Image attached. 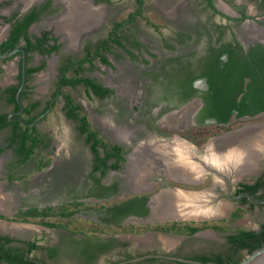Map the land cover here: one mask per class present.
Wrapping results in <instances>:
<instances>
[{"label":"flooded vegetation","instance_id":"af4514ba","mask_svg":"<svg viewBox=\"0 0 264 264\" xmlns=\"http://www.w3.org/2000/svg\"><path fill=\"white\" fill-rule=\"evenodd\" d=\"M122 1L34 0L31 7L4 11L3 6H0V24L5 27L0 32L1 38H4L1 43L8 38L13 25L34 11L39 14L38 20L27 30L32 41L35 42L34 37L41 38L46 33L48 40L45 46H58L57 50L46 55L32 52L31 60L28 52L26 56L27 67L44 64L43 69L56 73L52 82L48 79L49 89H44L48 92L47 99L40 101L36 98L35 92L39 90L32 85L35 75L43 69L27 76V92L24 101L21 100L23 114H16L20 107L15 109L0 95L10 106L8 119L22 125L17 118L24 121L26 106L38 103L32 115L35 119L30 123L32 125H28V128L35 127L37 145L28 158L24 160L23 155L15 152L17 143L11 146L10 128L0 131V156L7 151L6 156L0 159V188H22L23 191L32 192V202L31 197H24L20 200L24 204L22 206L15 202L7 203L4 194H0V204L5 205V209L10 212L8 215L1 213L0 220L33 223L31 220L18 222L14 219L31 209L58 208L78 203L80 208L74 216L86 228L91 225L96 228L91 234H71L63 229H55L62 231V238L56 242L46 235L23 238V234L0 225V237L9 238L12 241L7 246L19 248L23 252L27 251L28 242H35L37 248L25 256L30 264H175L178 262L176 258L191 260L198 256H230L236 260L246 250L235 248L227 237L236 235L238 230L259 232L264 227V220L260 219L264 215V203H252L246 196L254 201H264V158L250 177L238 178L226 171H219L220 176L203 169L201 163L208 165V162L201 147L210 138L225 132L212 134L216 128H226L228 131L247 123L264 121V109L259 110L260 106H264V0H151V10L160 23L150 20L146 15V0H129L133 9L120 17L123 6L119 9L114 6ZM25 10L28 11L24 14ZM138 22L143 29L148 27L153 37L141 31ZM247 22L250 23L248 32ZM34 25L39 26L38 31L33 29ZM258 29L261 33L257 32L256 36L250 34ZM24 44L21 38L18 47H24ZM228 50L233 53L235 64L225 70V64H229ZM22 56V53L14 55L0 63L7 64L16 58V80L11 85L16 86L18 83ZM77 64L83 68V77L107 88L109 92L100 96L82 84L76 87L62 86V70ZM209 66L225 76L239 66L249 72L242 77L236 89L238 93L231 94L234 97L232 103L238 109L228 106V102L224 104L225 109L231 111L227 123H218L215 118L208 116L211 101L209 86L207 90L195 86L197 80L207 81L201 67L207 72ZM1 69L2 74L4 71L8 74L12 66L8 64ZM65 76H73L72 68ZM250 83L252 90L247 88ZM78 88L88 108L83 109V105L74 102L80 106L82 115L88 112L85 117L92 129L98 132L97 139L104 144L105 149L97 147V158H104L105 151L110 152L105 164L97 169L94 166L98 162L90 143L79 132L78 123L65 115L63 95L68 93L66 89ZM106 104L107 108L111 107L109 110H105L103 105ZM92 106L96 109L91 110ZM56 107H60L64 118L76 126L87 147L89 159L86 167L77 155H73L74 152L67 161L55 156L57 146L55 138L48 133L47 122ZM44 108L46 111L38 115ZM239 109L259 111L251 117H237ZM106 113L109 114L108 118L104 117ZM10 115L13 119H10ZM209 120L215 122L207 123ZM42 123L46 125L44 128L40 127ZM103 126L116 130L117 134L119 130H124L128 136H112ZM205 135L209 137L198 146L197 139ZM160 137L168 138L169 141H160ZM179 155L183 156L182 162L178 159ZM62 160L65 164H61ZM29 163V168L25 170ZM82 167V171L86 172V175L82 173L84 177L81 171H77ZM193 170L204 178L197 184L191 178ZM42 171L46 174L52 172V178L39 180L37 176ZM58 171L67 175L66 179L57 182L54 176ZM73 175L79 180H75ZM258 182H262V186L252 195L246 186H254ZM198 192H209L205 203L212 211L222 207L227 209L231 205L230 215L213 220H195L180 215L176 207L180 204L181 195L178 194L186 196ZM35 195H38V199H34ZM14 205L18 207L13 212ZM155 206L160 210L157 211ZM164 209L167 213L163 212ZM236 210H241L244 215L258 217V225L252 228L231 227L229 219ZM148 219L151 224H144V220ZM222 222H227L223 232L212 228L194 234L153 229L140 233L106 231L117 226L143 227L174 223L188 226L203 223L219 225ZM206 231L208 233L204 234V238L197 237ZM146 232L156 234V242L135 245L121 238V235H142ZM218 234L221 237L218 238ZM213 236L221 238L224 243H217V238ZM205 239L210 242L206 243ZM51 249L56 252L54 256L50 255ZM0 264L12 263L1 261Z\"/></svg>","mask_w":264,"mask_h":264},{"label":"trees","instance_id":"16d2710c","mask_svg":"<svg viewBox=\"0 0 264 264\" xmlns=\"http://www.w3.org/2000/svg\"><path fill=\"white\" fill-rule=\"evenodd\" d=\"M39 14L37 12H32L26 15L21 21H18L17 24L13 25L12 30L8 38L0 44V55L6 54L19 46L20 39L24 41V47L27 49L28 57L31 60L30 55L32 52H39L41 54H50L51 52L57 50V45H52L46 47L45 44L48 40L47 34H43L41 38L34 37L35 42L32 41V37H30L27 33L28 28L30 25L38 20ZM229 54V64H225V70L231 64L233 65V53L228 50ZM21 55V52L15 54ZM14 57V56H12ZM10 57L9 59H11ZM106 61L105 59H103ZM1 63V61H0ZM235 64V63H234ZM44 68V64L37 67H27V76L29 77L32 73L40 71ZM69 68H72L73 76L66 77L65 75L69 71ZM83 68L80 64L73 65V67H68L67 69L62 70V74H64V78L62 79L61 85L62 86H69V87H76L80 84L84 85L87 89H92L97 95L103 96L104 93H108L109 90L107 88L102 87L100 84H97L93 80L85 78L81 75ZM2 69L0 67V76L2 75ZM201 72L207 78V83L209 86V95L210 96V103H209V114L208 116L215 118L218 123H227L229 121L231 111L230 109H225L224 104H228L231 108L238 109L237 106L233 105L232 101L234 97H231V94L237 92L236 89L240 85L243 80V76L249 74L247 70H243V68L235 67L234 70H230L229 73L225 76L223 73L217 71V73L212 69V66L208 67L207 72L204 68L201 67ZM18 83L15 85H11L3 90H1L0 95L5 97L8 104H11L15 107V109H19V105L16 101V93L19 86L22 83V60L19 63V74L17 76ZM253 80H251L252 82ZM252 83L248 85V89L252 90ZM33 89V88H32ZM249 90V91H250ZM27 92V87L25 90L21 92V100L24 101L25 95ZM238 93V92H237ZM65 100L64 110L65 115L67 118L74 120L78 123L79 132L86 137V141L90 143L91 150L96 155V161L98 165L94 166L97 169L100 165H104L106 160L109 158L110 152H106V156L104 158H97L98 148H104V144H102L100 139H97L98 132L90 126V123L85 117L86 115H82L80 111V106L75 104L73 98L69 93H65L63 95ZM264 103V102H263ZM38 103H30L25 108V116L24 122L26 124H30L35 119L33 112L37 107ZM229 107V108H230ZM47 108V107H46ZM46 108L43 109L38 115L43 114L46 111ZM264 106H260L259 110H263ZM258 110V111H259ZM258 111H247L246 109L242 110L239 109V113L237 117L241 115H255ZM30 116V117H29ZM32 116V117H31ZM10 128L12 130V135L10 136L11 146L17 143L18 147L15 149V152L18 154L23 155V159L25 160L28 158L34 148L37 145V135L35 132V127L28 128L26 125H22L19 122H11L8 119V112L0 114V131ZM220 131H226V128H216L212 132V134H219ZM209 135H205L203 138L197 139L198 146L202 145ZM97 164V163H96ZM262 186V182L256 183L254 186H246L247 190L254 195L257 191V188ZM247 202V199H244ZM80 208V204L72 203L68 204L67 206L58 207V208H47L42 210L31 209L26 213H20L18 216L15 217V221L18 222H27L31 220L34 224H38L48 228L54 229H63L69 231L71 234H78V233H87L91 234L93 231H96L94 225L87 228L82 224V222L74 216V214L78 213ZM242 214L241 210H236L229 219V222L234 221L237 217ZM228 222V223H229ZM225 223L222 222L218 225V223H203L199 225L188 226L187 225H179L178 223L169 224V225H158V226H117L116 228H108V230L112 231L113 229L118 231L124 232H134L140 233L147 229L153 230H160L163 232H180V233H189L194 234L199 230L205 228H212L216 231H225ZM107 230V229H106ZM236 235H229L227 240L230 244L234 245L237 249H245L248 256L249 254L253 253L260 247L264 246V227H261L259 232L253 231H246V230H238ZM12 240L9 238L0 237V262L6 261L12 264H30L29 261L25 260V256L28 252L37 248L35 242H28L27 243V251L23 252L20 251L19 248L7 246ZM56 254L54 249L50 250V255L54 256ZM245 257H240L234 260L232 257L227 256H198L191 260L198 261L200 263H209L213 262L216 264H237L241 262ZM175 264H188L184 262H176ZM190 264V263H189Z\"/></svg>","mask_w":264,"mask_h":264},{"label":"rangeland","instance_id":"374dc122","mask_svg":"<svg viewBox=\"0 0 264 264\" xmlns=\"http://www.w3.org/2000/svg\"><path fill=\"white\" fill-rule=\"evenodd\" d=\"M147 2V12H146V15L148 16V18L154 22H157V23H160V21L158 20V17H156L154 15V13L152 12L151 10V4H152V1L151 0H146ZM25 2L23 0H0V6H3L2 7V11L6 10V9H17V10H21V9H24V8H27V7H31L32 6V3H30L29 5H27L26 7L24 6ZM123 6V7H121ZM114 7H117L118 9L121 7L123 9H121V12H122V16L120 17H123L125 16L131 9H133V5L129 2V0H124L122 1L121 3L119 4H116ZM159 21V22H158ZM38 25V24H37ZM37 25H34L33 26V29L35 31H38V28L39 26ZM142 24L140 22H138L137 26H139V28L141 29V31H145L146 35H149V37H153V32L148 28L146 27L145 29H143L142 27H140ZM5 29L4 25L3 24H0V32H2L3 30ZM33 29L31 28L30 31L32 32ZM107 30V29H106ZM105 30V31H106ZM104 33V30L102 31ZM101 34L102 36L104 34ZM1 34V33H0ZM1 38V36H0ZM16 58L15 60L12 59V60H9L6 63H2L0 65L1 68L3 67H6L8 64L12 66V69L9 71L10 73H4L2 74V76L0 77V88L2 87H6L7 85H11V84H14L15 83V73H16ZM14 63V64H13ZM125 63V62H123ZM57 64V63H56ZM56 66V65H55ZM107 70V69H106ZM108 72V70H107ZM108 76V74H107ZM50 78V82L53 81V79L56 78V73H53L51 71H48L46 68L43 69V71H41L38 75H35L34 79L32 80V85L33 87H37L39 92L36 91L35 94L37 95L36 98H39L40 101H43L45 99H47V95H48V92L44 91V89H47V87L49 86V81L48 79ZM45 86V88H44ZM49 89V87H48ZM49 91V90H48ZM66 91L71 94V96L73 97L74 101L77 103V104H80V105H83V109H85V107H87V105L83 102V96H82V91L80 88L76 89V90H70V89H66ZM98 106V105H97ZM105 106V110H109L111 107L107 108V104L106 105H103ZM101 107H102V103H101ZM88 108V107H87ZM91 110H95V106L93 107H90ZM10 110V106L7 105L3 98L0 97V112H9ZM108 112V111H107ZM109 113V112H108ZM106 113V115L104 114V117L105 118H108L109 117V114ZM86 115H88V112H85ZM46 125L45 124H41L40 127H45ZM47 126L49 127L48 129V133L51 134V137L52 138H55L54 142L57 146V150L55 151V156L56 157H59L61 156L62 159H64L65 161H67V158H70L72 152L73 155H77L79 157V160L83 161V165H85V167L87 166L88 164V159H89V155H88V149L87 147L85 146V144L83 143V141L81 140L78 132H77V128L74 124H72L70 121H68L67 119L64 118V115L62 113V110L60 107H56L54 112L48 117V122H47ZM3 136V134H1V137ZM64 147V148H63ZM65 147L67 149H65ZM6 153L7 151H4V154L0 156V159H3L5 156H6ZM64 160H62V163L61 164H65ZM79 161V163H80ZM30 166V163L27 164L25 166V170H27ZM64 168L66 167V165L63 166ZM83 170V167L79 170H77L78 172L81 171V175L82 173L84 175H86V172L85 171H82ZM52 171V170H51ZM54 172V170H53ZM52 173V172H51ZM49 173V174H46L45 171H42L41 173L38 174V178L39 180L43 179V181L45 179H50L52 178V174ZM79 175L80 178H82V176L84 177V175ZM60 176V177H59ZM67 176V175H66ZM66 176L58 171L57 174H55L54 177H56V180L57 182H59V180H64V178L66 179ZM74 176V179L75 180H79V177H77L76 175H73ZM0 178H2V176H0ZM62 182V181H61ZM18 182H14L13 184H17ZM46 189V188H44ZM53 189H56V188H53ZM0 194L3 195L6 197V199L8 200L7 203H13L15 202V204L17 205H24L23 202H21L20 200H22V198L24 197H31L30 198V201L32 202V192H26L25 190L23 191L22 188H0ZM36 197H34V199H38V195H35ZM208 198V197H207ZM21 205V206H22ZM227 205V204H225ZM13 206V205H12ZM14 210L13 212L17 209L18 206H15L14 205ZM11 210V212H12ZM226 210V209H225ZM232 211V208H231V205H228L227 207V212H228V216L230 214V212ZM3 213V214H9L10 212H8L6 209H5V205L2 206L0 204V214ZM259 219L258 217H255L253 215H244V214H241L239 217H237L234 221L230 222V226L233 227V228H252L254 227L255 225H258V220ZM260 219L261 221L264 220V215L262 214L260 216ZM0 225H4V226H8L10 227V229L12 228V230H14L13 228H15V231L16 232H19L20 234H23L21 237L23 238H28L29 236H43V235H46L48 237H50V240H53V241H58L60 240L62 237H61V234H62V231H59V230H55V229H46L44 227H41L40 225L38 224H33V223H8L4 220H0ZM108 232H114L115 230L113 229L112 231L110 230H106ZM204 234L206 233H202V235H199L197 237H202L204 238ZM157 235L152 233V232H146L142 235H121V238L124 239V240H129L131 241V243L137 245V244H141V245H147L149 243H151L152 241L154 242L156 239ZM218 238L221 237V234H218L217 235ZM212 238H217L216 236H213ZM217 238V239H218ZM216 241H218L217 243L219 244H223L224 241L220 238ZM207 240V241H206ZM206 243L210 242L209 239H205ZM204 241V243H205ZM156 242V241H155ZM215 242V241H214ZM241 257H246L247 253L246 252H241Z\"/></svg>","mask_w":264,"mask_h":264},{"label":"water","instance_id":"95a60500","mask_svg":"<svg viewBox=\"0 0 264 264\" xmlns=\"http://www.w3.org/2000/svg\"><path fill=\"white\" fill-rule=\"evenodd\" d=\"M32 3V2H31ZM28 10H25L23 13H27ZM71 14H69L70 16ZM246 27L250 25L249 22L245 23ZM252 25V24H251ZM253 26V25H252ZM248 28V29H247ZM246 28V31H249V27ZM256 31V30H255ZM261 30L258 29L253 36H256L257 32H260ZM71 31H68L70 33ZM4 40V38H0L1 41ZM21 52L23 54V61H22V83L19 86L17 93H16V101L20 107V111H18L16 114H23L24 113V105L21 101V92L25 88L27 84V74H26V67H27V49L24 47H17L14 50L0 55V61H4L9 59L10 57L14 56L16 53ZM224 59H227V55L224 56ZM195 86L197 88H200V86L204 89H208V83L206 79L197 80L195 82ZM10 119H13L10 115ZM249 119V118H247ZM20 122H22L26 126H30L32 124H26L21 118H17ZM214 120H209L207 123H214ZM35 124V123H33ZM128 136V135H127ZM170 139V138H169ZM168 138L160 137V141H167ZM169 141V140H168ZM201 150L204 151V158L207 160L208 165L201 163L202 167L206 172H210L216 175H221L219 171H225L227 166L229 168L228 171H226L229 174L234 175L235 177L243 178L245 176H249L256 172L259 168L260 162L264 158V121L261 122H251L242 125L241 127L237 129H231L228 131H225L224 133H220L218 136H214L210 138L206 144H204L201 147ZM231 156L232 163L233 164H226V163H218L214 164L215 159L220 158H228V156ZM248 155V156H247ZM248 157L249 164L251 166L249 167V170L242 171L241 173L236 174L237 167L241 165V160L243 163V159ZM237 159V160H236ZM248 199L252 203H264V201H254L250 196L246 195ZM144 224L150 223L151 220H144ZM178 262H184V263H190V264H216L213 262L209 263H200L198 261L194 260H185L182 258H176L175 259ZM237 264H264V246L260 247L253 253L246 256L241 262Z\"/></svg>","mask_w":264,"mask_h":264},{"label":"bare ground","instance_id":"6f19581e","mask_svg":"<svg viewBox=\"0 0 264 264\" xmlns=\"http://www.w3.org/2000/svg\"><path fill=\"white\" fill-rule=\"evenodd\" d=\"M24 2H25V6H27V5H29L31 2H33L34 0H23ZM62 1V0H61ZM61 20V19H60ZM104 127V126H103ZM105 131H107L109 134L111 133L112 134V136H115V137H126L127 136V134L124 132V130H119L118 131V134L114 131V130H112V129H110V128H108V127H104L103 128ZM114 132L116 133V134H114ZM110 134V135H111ZM248 156V155H247ZM178 159H181V162H182V159H183V156L182 155H179L178 156ZM232 157L229 155L228 156V158H227V156H226V158H218V159H215L213 162H214V164H216V162H218L219 164L220 163H226L227 165L229 164H233L232 163ZM184 160V159H183ZM237 160V159H236ZM249 159H248V157H246V158H244L243 159V163H242V160H241V165L240 166H238L237 167V170H236V174H238V173H241L242 171H247V170H249V167L251 166V164H249V161H248ZM192 168V167H191ZM227 168H229L228 166H227ZM227 168H225L226 170L225 171H228V169ZM221 183V182H220ZM208 194H209V192H204V193H201V194H188V195H184V194H178V196H180L181 195V197H180V204H179V208H178V213L179 214H181L180 213V211H186L187 213H190L191 215H193L192 213H196L197 215H198V217H202V216H204V215H209L210 213H212L211 211L212 210H210L209 209V207H203V208H201V209H197V208H199V207H201V205L203 206V205H205V200L207 199V197H208ZM211 194V193H210ZM187 196H189V197H187ZM210 196V195H209ZM211 197V196H210ZM1 200V199H0ZM167 201V200H166ZM198 202H200L199 204H197ZM194 204V205H193ZM195 204H197V206H195ZM161 205H162V203H161ZM197 207V208H196ZM155 208L157 209V206H155ZM156 209H154L155 210V214H156V212L158 211V210H160V208L159 209H157V211H156ZM185 209V210H184ZM180 210V211H179ZM163 212H166L167 213V210H165L164 209V211ZM160 213V212H159ZM202 214V215H201ZM188 215V214H187ZM195 215V214H194ZM210 215H212V214H210ZM4 228V227H3ZM14 230H15V228H13Z\"/></svg>","mask_w":264,"mask_h":264},{"label":"crops","instance_id":"0c3cea01","mask_svg":"<svg viewBox=\"0 0 264 264\" xmlns=\"http://www.w3.org/2000/svg\"><path fill=\"white\" fill-rule=\"evenodd\" d=\"M4 88H6V87H2V88H0V93H1V90H3ZM193 175H192V181L194 182V183H199V182H201L204 178H203V176L202 175H197V172L195 173V171L193 170ZM253 174V173H252ZM251 174V175H252ZM201 193H204V192H198V193H196V194H201ZM5 198V197H4ZM200 202H198L197 204H199ZM197 204H195V206H197ZM194 205V204H193ZM179 205L177 204V207H178ZM207 206V203H205V205H201V207H199V208H197V209H201V208H203V207H206ZM208 207V206H207ZM179 208V207H178ZM204 209V208H203ZM210 210H211V208H209ZM226 208H224V207H222V208H217V209H215V210H213V211H211L212 213H210V214H212V215H204V216H200V217H198V215L196 214V213H192L193 215H191L190 213H187L186 211H184V212H186L187 214H183L181 211H180V215H185L186 217H193L195 220H204V219H208V220H213V219H217V218H226V217H228V212H227V209L225 210ZM185 210V209H184ZM195 214V215H194ZM202 215V214H201ZM230 215V214H229ZM185 216H183V217H185ZM203 233H208L207 231L206 232H203ZM211 235H213L211 232H209ZM209 234V235H210ZM210 235V236H211Z\"/></svg>","mask_w":264,"mask_h":264}]
</instances>
